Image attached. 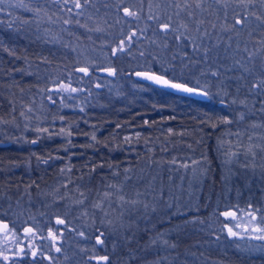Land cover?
<instances>
[{"label":"trees","instance_id":"16d2710c","mask_svg":"<svg viewBox=\"0 0 264 264\" xmlns=\"http://www.w3.org/2000/svg\"><path fill=\"white\" fill-rule=\"evenodd\" d=\"M168 2L89 0L70 17L47 0L0 4V142H6L0 146V219L16 230L29 225L42 240L50 229L59 235L64 224L55 226L48 206L58 193L72 190L87 210L106 194L117 197L116 204L111 201L115 213L128 222L111 233L105 226L113 239L105 254L81 255L78 242L64 235L35 256L28 250L13 259L1 251L0 264H98L93 258L100 256L109 257L100 264H264V243L229 240L223 215L264 217V89L251 87L264 72L260 55L249 61L244 51L255 52L264 40V4L254 0L245 11L238 0H229L225 10L205 0L207 11L193 7L195 18L181 13L178 19ZM118 4L139 18L122 19ZM237 15L245 17L242 25L235 24ZM169 16L173 27L188 23L189 30L158 31ZM199 19L205 23L197 30ZM65 20L70 26L61 28ZM225 25L235 30L222 31ZM132 32V43L111 54L110 47ZM181 32L187 37L184 50L172 46ZM178 51L184 56L174 62ZM152 54L168 57L171 68L149 70L202 89L207 98L134 80L131 71L145 69L138 58ZM83 64L87 75L76 71ZM107 68L114 75L98 72ZM64 84L86 88L77 104L61 107L56 97L47 99ZM225 117L231 122L223 123ZM30 118L40 126L59 119L60 125L45 129L58 126L63 137L30 140L23 123ZM66 219L85 232L103 226H87L70 213Z\"/></svg>","mask_w":264,"mask_h":264},{"label":"rangeland","instance_id":"374dc122","mask_svg":"<svg viewBox=\"0 0 264 264\" xmlns=\"http://www.w3.org/2000/svg\"><path fill=\"white\" fill-rule=\"evenodd\" d=\"M27 1L30 0H4L3 3H11L10 6L13 7H17L18 5L21 4V2H25L27 4ZM40 1V0H37ZM43 1V0H41ZM51 3H55V9H58L60 12H66L67 15L70 17L72 15H74V13H79L77 12V9L73 7L72 3L69 2L68 4L64 3V0H47ZM117 3L122 0H116ZM126 6H121L120 11L123 13V8ZM71 8L72 11L71 13H69L68 9ZM58 12V13H60ZM124 13L122 14V19H124ZM132 20L134 19V17H129ZM137 19V18H135ZM146 27V23L144 24H140V26ZM70 24L67 23H62V26H60L61 28L63 27H69ZM146 29V28H145ZM144 29V30H145ZM158 31L160 30V25L158 26ZM156 29V30H157ZM139 31V30H138ZM185 40V38H183ZM180 40H177L176 37L173 40V44L172 46H174L176 49L178 47V49H187V38L185 41L182 42V46L179 47ZM154 42V41H153ZM159 45V44H158ZM117 46L115 44H113L110 47V51L111 54H113V49L116 48ZM160 48L164 49V45L161 46ZM157 50L158 54H163V50ZM179 52V51H178ZM173 52V56L174 57V62H177V59H179V57L184 56L181 52ZM110 53V52H109ZM108 55V54H107ZM107 55H104L103 57H106ZM153 56H148V58H143L140 57L138 58V64L140 65L139 67L141 68H145V69H149L150 66L155 65L157 66L159 69H161L162 71L164 70H168L169 68H171V65H169V59L168 57H160L159 55L156 54H152ZM178 55V56H177ZM152 58L155 59L152 60ZM103 59V58H102ZM84 68H88L86 64L81 65ZM78 67V66H77ZM81 73V72H79ZM64 85H68L70 86V88H75L77 89V91L72 92V91H68V90H63L60 86L55 87L54 90H50L51 92L49 93L47 97V99L49 100V98H54L56 97L57 102H59V105L61 107H67V106H72V104H77V102L80 99V95H84L85 94V87H80L78 85H70V84H64ZM89 85H93V87L95 86L93 83L89 84ZM70 101V103H69ZM66 102H68L69 104H66ZM50 120L48 122H46L45 124H43L42 126L38 125V123L34 122L32 123L31 121L33 119H23V123L26 127V130L31 132L32 137L30 138V140H36L39 144L43 141H51L53 137H57V138H62L64 133L62 132V129L58 128V126H55L53 131H46V127L51 128L53 125H60V120L59 119H52L49 118ZM51 123L53 125H51ZM35 125H38L40 127L37 128V126L34 128ZM58 128V129H57ZM48 130V129H47ZM29 140V141H30ZM72 190L70 191H64L62 193V195H60V193H58L54 198H52L50 201H53L50 203V205L48 206L49 208H51V213H52V219L53 221H55V226H57L56 224V218L62 219L64 221H67V216L68 213H70L71 215L74 214L77 217H81L82 219H84L87 223V226H92L95 225V223L98 221L99 223H101L103 226L101 225H96L94 228L91 229V231L85 232L82 229L79 228H74L73 226H70L69 223L65 222L64 226H63V231L61 232V234L56 235L57 229L55 231H52L55 236H56V240L53 241L50 237H49V233L45 235L44 240H42V238L40 236H38V234L35 233L34 228L32 230V232L30 233H26L24 232V230L22 228H20L19 230L15 229L14 227H8L5 231H3L2 233H0V252L1 251H6L8 256H11L10 258L16 259L17 257H21L23 255H25L26 252H29L32 250L33 252L36 251V249H42L44 247H46L47 245H51L53 242H57L59 243L61 241V239L63 238L64 235H66V237L68 236V238L66 240H70V239H74L76 242H78L77 244V252L81 255L84 254H105L107 251H109L112 248V242L113 239L110 238L106 232H104V228L105 226H107L108 231L114 232L116 230H120L123 226H125L126 224H128L127 220L125 219H118L117 214L115 213L116 210V206H112L113 203L116 204L118 200V198L116 197L115 199L111 198L109 195H105L103 198V201L99 202V203H94L89 210L87 209H83L81 208V205L79 204L78 200H80L79 198H73L72 195ZM66 197L68 199H70L68 202H66L65 200H63L62 197ZM72 198V199H71ZM114 200L113 203H111V201ZM100 205V207H96V205ZM76 210V211H75ZM235 218L229 216L228 218H225L228 220L227 224L229 227L233 228V231L237 233L236 236H230L227 228L225 227V231H226V235L228 237L229 240H231L234 243H240V244H251V243H264V239H257L255 237L264 235V233H260V232H255L253 231V228L255 227H264V217L263 219H258L255 214L253 212H246V213H235ZM255 216L256 219L252 220L251 217ZM73 217V216H72ZM259 221H263V222H259ZM63 225V224H61ZM236 225H239V227H236ZM70 226V227H69ZM80 233H83L84 235L81 236ZM101 233H104L102 240L103 243L102 244H97L96 243V239L98 236H100ZM49 243V244H47ZM45 245V246H44ZM56 246H54V249ZM33 252L30 254L31 256L33 255ZM97 252V253H96Z\"/></svg>","mask_w":264,"mask_h":264},{"label":"snow or ice","instance_id":"6c2138e0","mask_svg":"<svg viewBox=\"0 0 264 264\" xmlns=\"http://www.w3.org/2000/svg\"><path fill=\"white\" fill-rule=\"evenodd\" d=\"M4 2V0H0V4H2ZM69 2L72 3L73 7L76 9H80L83 7L84 4H87L89 2V0H83V3L81 2V0H64L65 4H68ZM205 0H182V2H180V0H169L167 7L171 8L174 7L176 9L174 15L179 19L181 16V13H185L190 19L195 18V12L192 11V8L194 7L195 9H199L201 11H207V9H205L203 7ZM261 3L264 4V0H261ZM213 4L215 5H219L222 8H224L225 10L229 7V0H213ZM254 5V0H238V6L242 7L245 9V11H247L250 7H252ZM18 6H23V4L21 3ZM117 7H121V4H118ZM151 7V4H150ZM157 8H159V5H157ZM37 12L39 11V9L36 10ZM69 13H71L72 9L69 8L68 9ZM123 13L125 17H134V18H139L138 12L135 10H132L128 7H124L123 8ZM77 15H79V13H77ZM149 20H154V21H159L160 17L158 15H149L148 16ZM257 19L259 20L260 17L257 16ZM245 17H240L239 15L236 16L235 18V24L236 25H242L244 23ZM65 24L70 23L69 20H65L64 21ZM77 23H79L77 21ZM196 26H197V30H199V26L204 24L205 21L203 19H199L195 21ZM217 27L216 23H212V28L215 29ZM178 29H184L185 31L189 30V24L188 23H179L176 27H173V21H172V17L169 16L168 20L162 24H160V31L163 33H168L169 31H177ZM101 29L97 28L96 31H100ZM235 30V26H222V31H234ZM207 33H205L206 35ZM137 36L136 32H132L131 34L128 35L127 40L125 39H121L120 43L117 45L116 48L113 49V55H115L117 52H123L125 50V47L127 44L132 43L133 37ZM187 38L184 36V32H181L180 35H178L176 37L177 40H180L181 38ZM258 43L261 44L260 48H257L255 52L252 51H248L247 48L244 49V51L248 52V60L252 61L253 59L256 58V56L259 54L260 58H261V71L264 72V40L262 41H258ZM194 47L195 44H194ZM143 55V53H142ZM237 65H239L240 67L243 68V70L245 72H250L252 71V69L244 66L241 61H236L235 62ZM79 71L83 72L85 75L88 74V69L87 68H80ZM109 74H113L112 70H109ZM137 76H143L144 78L151 80L153 82H155L156 84H159L161 86L167 87V88H171V89H175L177 91H181V92H186V93H194L197 90L193 89L189 86H187L184 83H180V82H173L169 79H165L163 76L160 75H155V74H145V73H136ZM212 75H217V73L213 72ZM252 88H256V89H264V79H261L259 81V83H253L251 85ZM61 88L63 90H68V91H72L75 92L77 91V89L75 88H70V86L68 85H61ZM198 94L200 95H207L206 92H199ZM241 119H243V116H241ZM223 123H230L231 121H229L226 117L223 119L222 121ZM213 127H215V125H213ZM249 139H251V137H249ZM33 143H35V141H33ZM172 163H175V160L172 161ZM184 168H188L189 165L188 164H183L182 165ZM108 195V194H106ZM120 200L123 201L124 197L121 196ZM132 203H135V201H133ZM96 207H100V205H96ZM147 207V206H145ZM223 215L228 218L229 216L235 218V213L234 212H224ZM252 220H255L256 217L252 216L251 217ZM57 224H64L65 221L62 219H57L56 221ZM3 228L7 229L8 225L7 224H3L2 225ZM225 227L227 228V231L229 233L230 236H236L237 233L233 231L232 227H229L228 225H225ZM236 227H239V225H236ZM253 231L255 232H260V233H264V227H255L253 228ZM26 233H30L32 232L31 228H26L25 229ZM81 236H83V233H80ZM104 233H101L100 236L97 237L96 239V243L97 244H102L103 240L101 237H103ZM49 237L55 241L56 240V236L55 234L52 232V230H49ZM257 239H264V235L255 237ZM165 243H167V241H165ZM55 246V245H53ZM56 251L59 252L60 248L57 247ZM37 253L33 252V256H35ZM3 259L5 261L8 260L7 256H4ZM89 259H92V257H90ZM95 259L97 260L98 264H100V262H107L109 260L108 256H100V257H95ZM158 264V262H157Z\"/></svg>","mask_w":264,"mask_h":264},{"label":"water","instance_id":"95a60500","mask_svg":"<svg viewBox=\"0 0 264 264\" xmlns=\"http://www.w3.org/2000/svg\"><path fill=\"white\" fill-rule=\"evenodd\" d=\"M80 68H84V67H82V66H78V67H76V71H77V72H81V71H79ZM109 70H112L113 74L110 75V74H109ZM98 72H99L100 74H108V75L112 76V75H114L115 70H114L113 68H107V69H100ZM138 72H139V73H145V74H155V75H160V76H163L165 79H168V78H167L166 76H164L163 74L157 73V72H155V71H153V70H149V69H134L133 71H131V77H132L134 80H136V81H141V82L147 83V84H149V85H151V86H154V87H157V88H160V89H163V90H166V91H168V92H171V93H174V94H178V95L188 96V97L197 98V99H202V100H204V99L207 98L206 95H200V94H198L199 92H201V91H203V90H202V89H199V88H197V87L189 86V85L186 84L187 86H189V87H191V88L197 90V91L194 92V93H186V92L177 91V90H175V89L167 88V87L161 86V85H159V84H156L155 82H153V81H151V80H148V79L144 78L143 76H137L136 73H138ZM81 73H83V72H81ZM169 80H170V79H169ZM171 81H173V80H171ZM173 82H178V81H173ZM180 83H181V82H180ZM184 84H185V83H184ZM203 92H204V91H203ZM32 143H33V141H32ZM33 144H34V143H33ZM3 145H6V142H0V146H3ZM57 219H59V218H56V221H57ZM3 224H7V225H8V223H7L5 220L0 219V233H2L3 231L6 230L5 228L2 227ZM7 228H8V227H7ZM26 228H31V227H30L29 225H25V226L23 227L24 232H25V229H26ZM93 259H95V258H93Z\"/></svg>","mask_w":264,"mask_h":264}]
</instances>
